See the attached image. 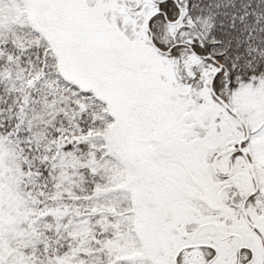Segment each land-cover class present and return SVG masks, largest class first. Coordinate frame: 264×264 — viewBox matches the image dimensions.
<instances>
[{
	"label": "snow or ice",
	"instance_id": "1",
	"mask_svg": "<svg viewBox=\"0 0 264 264\" xmlns=\"http://www.w3.org/2000/svg\"><path fill=\"white\" fill-rule=\"evenodd\" d=\"M0 264H264V0H0Z\"/></svg>",
	"mask_w": 264,
	"mask_h": 264
}]
</instances>
